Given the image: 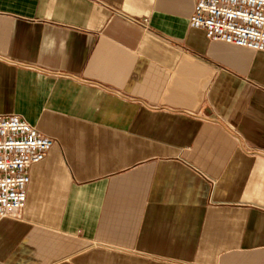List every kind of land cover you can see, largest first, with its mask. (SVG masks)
Returning <instances> with one entry per match:
<instances>
[{
  "label": "crops",
  "instance_id": "obj_1",
  "mask_svg": "<svg viewBox=\"0 0 264 264\" xmlns=\"http://www.w3.org/2000/svg\"><path fill=\"white\" fill-rule=\"evenodd\" d=\"M194 2L0 0V116L55 139L1 262L264 264V52Z\"/></svg>",
  "mask_w": 264,
  "mask_h": 264
},
{
  "label": "built area",
  "instance_id": "obj_2",
  "mask_svg": "<svg viewBox=\"0 0 264 264\" xmlns=\"http://www.w3.org/2000/svg\"><path fill=\"white\" fill-rule=\"evenodd\" d=\"M134 22L147 28L146 18ZM189 24L209 40L264 52V0H195ZM54 143L21 115L0 116V218L21 216L29 168Z\"/></svg>",
  "mask_w": 264,
  "mask_h": 264
}]
</instances>
